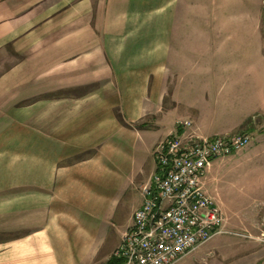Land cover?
Instances as JSON below:
<instances>
[{
	"label": "crops",
	"instance_id": "obj_1",
	"mask_svg": "<svg viewBox=\"0 0 264 264\" xmlns=\"http://www.w3.org/2000/svg\"><path fill=\"white\" fill-rule=\"evenodd\" d=\"M263 3L0 0V264L107 263L124 231L107 251L102 226L155 171L138 145L152 157L179 121L198 138L246 129L235 156L264 182Z\"/></svg>",
	"mask_w": 264,
	"mask_h": 264
},
{
	"label": "built area",
	"instance_id": "obj_2",
	"mask_svg": "<svg viewBox=\"0 0 264 264\" xmlns=\"http://www.w3.org/2000/svg\"><path fill=\"white\" fill-rule=\"evenodd\" d=\"M190 126L177 122L178 132L155 146L154 174L140 189L142 204L113 253L121 264H178L227 233L205 175L215 160L240 153L251 139L247 133L198 138L187 132Z\"/></svg>",
	"mask_w": 264,
	"mask_h": 264
},
{
	"label": "rangeland",
	"instance_id": "obj_3",
	"mask_svg": "<svg viewBox=\"0 0 264 264\" xmlns=\"http://www.w3.org/2000/svg\"><path fill=\"white\" fill-rule=\"evenodd\" d=\"M241 133H247V130L237 132V134ZM154 139V136L145 139L149 148ZM137 163V168L145 167L148 173L152 172L154 166L152 157L142 144L137 148ZM253 176L251 165L237 161L235 155L213 162L212 170L205 181L206 189L228 220V225H225L227 233L214 237L178 264H250L251 242L253 243L254 240L250 235L251 224L262 225L261 229H264V182H254ZM139 182L140 178L137 180L134 177L130 183L125 182L118 197L120 206L115 214V220L111 225L102 226V233L106 236L107 251L114 250L118 246L120 232L128 228L125 224L126 220H129L141 201L139 190L146 183L141 187ZM259 236V253L262 256L264 231H261ZM105 263L106 261L98 264Z\"/></svg>",
	"mask_w": 264,
	"mask_h": 264
},
{
	"label": "trees",
	"instance_id": "obj_4",
	"mask_svg": "<svg viewBox=\"0 0 264 264\" xmlns=\"http://www.w3.org/2000/svg\"><path fill=\"white\" fill-rule=\"evenodd\" d=\"M119 121L125 125V126H128L124 121L123 119L119 116L118 117ZM106 264H121L120 261L116 260L113 256L109 259V261L106 263Z\"/></svg>",
	"mask_w": 264,
	"mask_h": 264
}]
</instances>
